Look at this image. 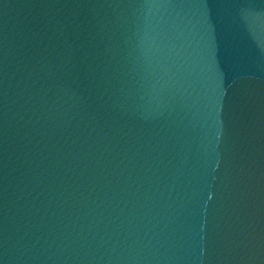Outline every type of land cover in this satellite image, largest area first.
I'll use <instances>...</instances> for the list:
<instances>
[{
	"label": "water",
	"instance_id": "95a60500",
	"mask_svg": "<svg viewBox=\"0 0 264 264\" xmlns=\"http://www.w3.org/2000/svg\"><path fill=\"white\" fill-rule=\"evenodd\" d=\"M0 264H264V0H0Z\"/></svg>",
	"mask_w": 264,
	"mask_h": 264
}]
</instances>
